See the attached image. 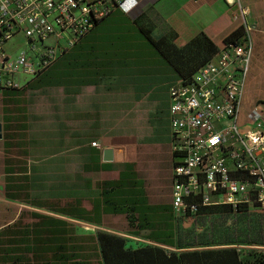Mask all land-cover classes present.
Masks as SVG:
<instances>
[{
  "label": "crops",
  "instance_id": "obj_1",
  "mask_svg": "<svg viewBox=\"0 0 264 264\" xmlns=\"http://www.w3.org/2000/svg\"><path fill=\"white\" fill-rule=\"evenodd\" d=\"M232 1L122 0L62 49L46 71L34 78L17 75V87L0 90V264H57L53 256L61 251L89 264L79 258L76 246H69L70 238L84 234L70 233L67 217L119 236L131 249L152 245L178 253L231 248L238 258L247 253L239 249L240 242L181 243L170 202L150 200L137 169L138 145L155 148L147 152L146 162L155 175L166 170L171 184L175 159L168 87L178 75L143 30L178 48L204 33L220 49L241 24ZM238 1L253 25L238 108V124L246 128L253 104L264 102V0ZM69 127L75 129L73 153L67 152ZM104 148L112 149V160L102 159ZM161 150L167 153L164 161ZM73 165L75 175L70 176ZM129 207L139 211L134 212L138 224L129 225L122 212ZM106 217L122 219L123 227L105 228ZM95 234L93 251L101 264ZM57 245L63 250L55 252Z\"/></svg>",
  "mask_w": 264,
  "mask_h": 264
},
{
  "label": "built area",
  "instance_id": "obj_2",
  "mask_svg": "<svg viewBox=\"0 0 264 264\" xmlns=\"http://www.w3.org/2000/svg\"><path fill=\"white\" fill-rule=\"evenodd\" d=\"M121 1L0 0V90L17 87V75L32 78L47 69L62 49ZM232 2L241 16L244 40L222 46L190 80L177 78L168 87L174 213L195 214L200 207L223 205L264 212V102L251 107L248 127L238 124L253 25L246 22L239 1ZM18 34L24 46L10 54L5 45Z\"/></svg>",
  "mask_w": 264,
  "mask_h": 264
},
{
  "label": "trees",
  "instance_id": "obj_3",
  "mask_svg": "<svg viewBox=\"0 0 264 264\" xmlns=\"http://www.w3.org/2000/svg\"><path fill=\"white\" fill-rule=\"evenodd\" d=\"M95 25V24H94ZM93 25V26H94ZM146 38L150 43L167 59L171 66L176 70L178 78L184 81L190 80L193 73L205 62L213 59L219 49L206 37L204 33L197 34L194 38L188 41L184 46L178 48L166 40L159 38L153 39L148 31L143 30ZM245 31L242 25L232 30L224 39L223 45L239 44L244 40ZM84 36V35H83ZM79 40V39H78ZM61 52V51H60ZM60 52L56 56H59ZM47 67V69L55 62ZM45 69L44 71H46ZM42 71L41 73H43ZM39 73L38 75H40ZM38 75L34 76L37 77ZM32 77V78H34ZM173 163V161H172ZM171 209V206H170ZM244 209L232 210L228 206L218 207H200L195 214L214 213V212H241ZM172 211V209H171ZM127 220L130 224H138L140 220L134 212H139L134 207H129L126 211ZM88 219V218H87ZM166 237L170 233L165 234ZM97 248L101 258V264H263L264 253L247 252L241 258L237 257V252L231 248L217 249V250H200V251H180L167 252L164 249L144 245L136 248H129L124 246V240L116 235L109 234L103 231H97L95 234ZM54 244L55 241H49ZM165 242H170L165 239ZM203 245L206 242H201ZM178 245H180L178 243ZM181 246V245H180ZM62 245H57L56 250H63ZM41 249V248H37ZM57 264H87L85 261L80 262L75 259H70L66 256L64 251L58 256H53Z\"/></svg>",
  "mask_w": 264,
  "mask_h": 264
},
{
  "label": "rangeland",
  "instance_id": "obj_4",
  "mask_svg": "<svg viewBox=\"0 0 264 264\" xmlns=\"http://www.w3.org/2000/svg\"><path fill=\"white\" fill-rule=\"evenodd\" d=\"M24 46V39L21 35H15L10 39L5 47L10 54H15ZM74 128H68L69 141L67 144V152L73 153L74 139H72L71 131ZM116 152L120 153V148L115 145ZM157 149L140 148L138 145L137 155V169L141 177L144 178L145 186L149 194L150 200H160L163 202H170L171 184L168 179V173L163 170L161 175H155L152 166L146 162L147 152ZM161 156L166 152L161 150ZM159 155V156H160ZM73 171V172H72ZM69 175H75L74 165L69 167ZM176 232L179 236L178 240L184 244L193 242H240L242 246L239 249H244L245 252H259L264 253V212H257L254 210L244 209L241 212H214L199 214H179L175 213ZM67 226L70 233L73 235L84 234L83 238H70L68 240L69 246L73 244L76 246L79 258L83 257L88 260L89 264H97V255L95 254L94 244L92 243V234L100 231L97 226L92 223L80 222L75 219L67 217ZM122 225V226H121ZM103 226L108 229L123 227L122 219H113V217H106L103 219ZM134 244L142 243L139 240L130 239ZM255 242L258 248H249V243ZM71 243V244H70ZM137 246V245H136ZM169 251V250H168ZM264 264V263H263Z\"/></svg>",
  "mask_w": 264,
  "mask_h": 264
},
{
  "label": "water",
  "instance_id": "obj_5",
  "mask_svg": "<svg viewBox=\"0 0 264 264\" xmlns=\"http://www.w3.org/2000/svg\"><path fill=\"white\" fill-rule=\"evenodd\" d=\"M1 129V126H0ZM0 137H1V133H0ZM102 159L105 161H110L113 159V151L110 148H104L102 150Z\"/></svg>",
  "mask_w": 264,
  "mask_h": 264
}]
</instances>
